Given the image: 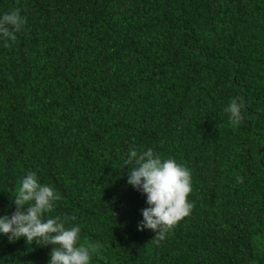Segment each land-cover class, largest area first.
<instances>
[{"label":"trees","instance_id":"obj_1","mask_svg":"<svg viewBox=\"0 0 264 264\" xmlns=\"http://www.w3.org/2000/svg\"><path fill=\"white\" fill-rule=\"evenodd\" d=\"M15 9L0 217L35 172L61 195L46 218L76 217L90 264H264V0H0V16ZM132 146L191 169L194 208L159 243L138 227ZM52 247L0 234V264H49Z\"/></svg>","mask_w":264,"mask_h":264},{"label":"clouds","instance_id":"obj_2","mask_svg":"<svg viewBox=\"0 0 264 264\" xmlns=\"http://www.w3.org/2000/svg\"><path fill=\"white\" fill-rule=\"evenodd\" d=\"M27 24L20 9L5 12L0 16V42L11 47L17 39V33ZM243 101L233 98L224 109L229 119L239 122L242 119ZM124 165L130 166L128 184L141 191L147 197L149 207L142 209L143 220L138 225L156 232L157 243L166 239L177 224L189 216L194 204L189 201L193 191L191 169L175 159L163 160L152 148L138 151L130 147ZM243 183V177L237 178ZM61 195L53 187L40 182L35 172H29L22 179L13 203L15 212L0 217V234L15 242L21 237L28 244L34 241L41 246L53 245L49 264H90L87 247L79 245V225L66 227V222L76 219L73 216L63 218L48 217L56 208ZM29 205L27 210L24 206Z\"/></svg>","mask_w":264,"mask_h":264}]
</instances>
